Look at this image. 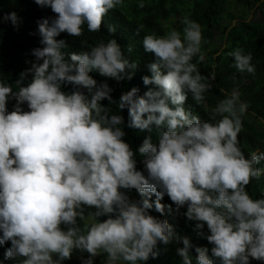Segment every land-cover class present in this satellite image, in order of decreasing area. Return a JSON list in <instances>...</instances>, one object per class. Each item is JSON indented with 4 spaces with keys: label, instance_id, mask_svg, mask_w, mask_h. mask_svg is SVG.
<instances>
[{
    "label": "clouds",
    "instance_id": "9594fccd",
    "mask_svg": "<svg viewBox=\"0 0 264 264\" xmlns=\"http://www.w3.org/2000/svg\"><path fill=\"white\" fill-rule=\"evenodd\" d=\"M34 3L54 14L36 21L43 47L34 48V59L25 61L30 67L20 72L15 91L0 80V246L10 242L5 258L17 264H64L78 251L81 264H94L101 254L106 264H147L158 258L159 244L176 242L183 244L176 250L182 264L193 259L195 264H264V198L253 199L246 190L264 175L258 167L264 152L246 157L238 138L249 105L233 89L208 121L184 107L189 94L197 105L204 104L216 79L197 67L204 60L200 24L185 16L183 34L172 29L162 36L144 35L143 48L155 60L142 81L154 88L138 95L132 87L117 102L106 80L91 75L118 83L133 79L138 65L117 40L66 54L62 49L68 42L57 38L62 33L81 37L85 26L101 31L105 16L123 7L124 0ZM138 7H145L142 0ZM21 22L16 12L0 16V24L10 23L17 31ZM107 30L115 33L111 24ZM227 56L238 72L255 74L251 53L237 47ZM10 100L15 101L11 111ZM105 100L117 104L116 114ZM125 109L127 128L149 133L137 149L143 171L124 140L119 112ZM132 190L139 200L127 194ZM165 196L171 201L167 206L161 203ZM172 205L177 212L186 207L184 216L195 222L194 230L211 249L193 245L166 219L151 214L154 209L171 215ZM85 221L90 223L81 227Z\"/></svg>",
    "mask_w": 264,
    "mask_h": 264
},
{
    "label": "trees",
    "instance_id": "16d2710c",
    "mask_svg": "<svg viewBox=\"0 0 264 264\" xmlns=\"http://www.w3.org/2000/svg\"><path fill=\"white\" fill-rule=\"evenodd\" d=\"M235 1L246 15L247 12L255 10L257 12L255 17L247 20L244 15H234L232 11L234 6L230 0H142L144 8L138 7L141 0H124L123 7H118L105 16L101 31L92 33L85 26L84 34L81 37L72 38L68 37L66 33H62L57 39H64L68 42V46L62 49L66 54L87 50L89 46H95L102 40L104 42L110 38L117 40L125 56L138 65L133 79L118 83L101 77L96 72L91 75L98 82L106 80L109 86L114 89L113 100L118 102L121 93L131 90L132 87L139 89L138 95H143L148 88H154L153 85L145 86L142 81V77L151 75L148 65L155 60L154 54L146 53L143 48L144 35L154 33L162 36L172 29L183 34L184 26L181 21L185 16L199 23L203 36L201 52L204 55V60L199 62L197 67L203 76L210 77L211 73H214L216 79L210 93H205L204 104L197 105L189 94L184 107L198 115L201 120L208 121L212 117V109L219 101L229 96L233 89H238L240 100L249 105L247 113L242 117L243 129L238 137L240 146L247 157L253 152H264V0ZM10 12H16L22 22L18 31L10 23L0 24V80L12 84L13 91H15V81L20 72L30 67V64H26L25 61L34 59L31 55L34 48L43 47L40 43L41 37L36 21L54 17V14L49 8L42 9L37 6L34 0H0V16ZM234 20H237V23L231 24ZM109 24L115 27V33L108 32ZM141 26L143 27L140 34L136 35L137 29H140ZM30 33H35V35H30ZM215 39L220 40V47L215 44ZM129 46L133 49L131 53L128 52ZM237 47L243 48L245 54H252L251 63L256 69L254 75L246 72L242 74L231 67L233 58L227 56V53ZM198 59L199 56H196L192 62L197 63ZM233 76H235V81L232 79ZM30 79L31 77H28V80ZM27 82L26 80L25 84ZM64 90L70 91L71 86ZM14 103L15 101L10 100L9 111L12 110ZM102 103L111 107L113 113L116 114L117 104L109 105L107 100ZM24 109L27 110L26 105ZM119 114L125 119V124L122 126L126 133L124 140L137 153V170L143 171L142 157L138 154L137 149L149 133L127 128L128 113L126 109L120 111ZM215 119H219V117ZM151 135L155 142V129ZM258 167L264 168V161ZM246 190L253 199L264 198V175L259 181L252 180ZM127 194L134 200L140 199L135 190ZM154 199L155 197H153ZM161 203L167 206L171 204V201L165 196ZM172 208L171 215L161 216L154 209L151 214L166 219L179 235L188 236L193 245L211 249L212 245L208 244L202 236H198L197 231L194 230L195 222L187 220L184 216L186 207L179 209L178 212L175 210V205H172ZM87 211H94V209ZM86 222L90 223V221L81 222V227ZM204 232L208 234L206 226ZM9 247L10 242L0 246V264H17V261L5 258ZM181 247L183 244L176 242L168 245L159 244L158 258L150 259L147 264H182L181 257L176 253V250ZM83 255L87 257L88 254L83 253ZM191 255L195 258L194 249ZM73 256L80 257L81 253L74 252ZM79 257L65 261L64 264H81ZM98 257L103 261L106 260V254H101ZM193 264H195V259H193ZM251 264H261V262L253 260Z\"/></svg>",
    "mask_w": 264,
    "mask_h": 264
},
{
    "label": "rangeland",
    "instance_id": "374dc122",
    "mask_svg": "<svg viewBox=\"0 0 264 264\" xmlns=\"http://www.w3.org/2000/svg\"><path fill=\"white\" fill-rule=\"evenodd\" d=\"M230 2H231V4L234 6V8H233V14L234 15H244L245 17H246V19L247 20H250V19H252V18H254L255 17V15L257 14V12L255 11V10H253V11H249V12H247V15L246 14H244L243 13V11L242 10H240V5L239 4H237L236 3V1L235 0H230ZM234 23H237V20H234L231 24H234ZM221 42H220V40L219 39H215V44L217 45V46H221V44H220ZM79 256H73L72 257V259H76V258H78ZM96 261V262H95ZM94 264H106V260H101V258H99V257H96L95 259H94Z\"/></svg>",
    "mask_w": 264,
    "mask_h": 264
}]
</instances>
